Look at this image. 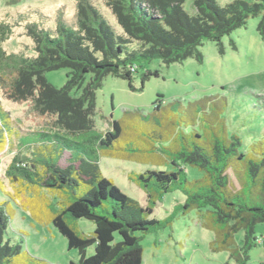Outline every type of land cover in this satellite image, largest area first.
<instances>
[{"label":"trees","instance_id":"1","mask_svg":"<svg viewBox=\"0 0 264 264\" xmlns=\"http://www.w3.org/2000/svg\"><path fill=\"white\" fill-rule=\"evenodd\" d=\"M105 1L124 34H115L90 0H77L76 27L59 19L56 36H52L35 24L27 26L37 52L32 58L6 54L2 43L9 29L0 25V81L7 98L16 103L31 102L35 113L54 118L48 131L33 133L35 139L23 143L0 101V153L13 148L18 138V151L26 149L31 156L14 159L7 171L11 183L20 186L15 196L25 190L58 193L63 208L53 224L67 240L68 249L79 253V261L71 264H143L145 235L172 224L176 212L186 214L192 209L210 215V219L201 216L202 225L216 232L213 244L218 250L230 251L237 264H248L249 253L257 245L256 227L264 222L262 142L245 153L241 138L229 136L223 124L209 133L205 128L184 131L180 124L169 127L160 123L162 133L151 132L150 139H167L174 148L153 147L152 151L171 155L174 170L131 174L129 179L146 192L147 205L142 206L100 169V153L117 154L115 144L124 134L122 123L113 121L102 133L95 127L94 116L96 92L108 76L128 81L130 89L137 91L134 75L154 60L171 65L194 57L202 62L199 47L208 41L221 46L225 36L245 27L250 18L262 17L258 31L264 35V0H234L223 7L216 0ZM188 1L195 15L185 9ZM133 43L139 46L130 50ZM60 69L69 70L68 80L57 88L49 83L46 73ZM152 77H159L158 71L141 75L140 90ZM74 91H81V95L73 96ZM161 98L156 101V111L164 121L171 112L162 109ZM132 120L150 125V119L141 114ZM65 154L68 159L63 167L60 161ZM24 160L32 162L30 169ZM188 166L202 171L203 178L190 181ZM229 169L241 185L239 190L232 188ZM173 192H181L184 203L176 205L174 213L163 220L152 218L157 203ZM248 194L258 195L259 201L251 204ZM79 220L94 225L91 236L77 229ZM8 223L9 216L0 206V264H28L21 247L5 241ZM241 231L243 245L234 249V237Z\"/></svg>","mask_w":264,"mask_h":264},{"label":"rangeland","instance_id":"2","mask_svg":"<svg viewBox=\"0 0 264 264\" xmlns=\"http://www.w3.org/2000/svg\"><path fill=\"white\" fill-rule=\"evenodd\" d=\"M216 1L223 7L234 0ZM90 2L98 8L115 34H124L105 0ZM77 3V0H0V25L9 29L7 40L2 43L3 50L7 55L36 57L35 44L27 35V26L35 24L52 36H56L59 19L70 27H76ZM184 7L190 15L196 14L190 1ZM261 19L250 18L245 27L225 36L221 46L218 42H205L199 47L202 62L193 57L171 65L161 60L145 65L134 75L133 85L137 91L130 89L128 81L106 77L103 86L96 92L95 127L105 133L113 121H120L124 134L115 144L117 154L100 153L103 176L124 194L146 206V192L129 179L131 174L148 170H174L171 155H158L152 151L153 147L155 150L174 148L167 139L163 142L150 139L151 132L162 133L160 123L169 127L177 123L184 131L205 128L209 133L223 124L229 136L241 138V151L250 152L252 145L258 142L264 145V35L258 31ZM138 46L133 43L130 50ZM148 70L158 71L159 77L150 78L140 90L141 75ZM68 73L67 69L50 71L46 73V78L53 86L62 88L67 83ZM90 79L89 76L87 82ZM3 87L0 81V101L19 137H23L21 142L33 141V133L51 128L53 117L35 113L31 102L9 100ZM80 95L81 91L73 92V96ZM159 96H162V109L171 112L164 121L160 111H156ZM138 114L148 117L150 125L146 127L134 122L132 119L138 118ZM13 144V148L0 153V206L9 216L5 241L20 246L22 253L28 257V264L78 262V251L68 249L67 240L53 224L55 215L63 208L58 193L47 189L25 190L20 191V196H15L20 186L11 183L7 171L14 159L25 156L30 159L31 156L26 149L18 151V138L14 139ZM123 150L125 153L119 154ZM67 159L68 154H65L60 165L65 167ZM23 163L30 169L32 162L24 160ZM203 175L199 169L187 167L190 181L201 179ZM227 175L232 188L239 190L241 185L231 169ZM16 176L20 178L17 173ZM248 198L251 204L259 201L258 195L252 197V194H248ZM184 201L185 196L181 192L167 194L157 203L151 217L163 220L174 213L176 205ZM202 215L210 219L209 214L196 209L186 214L184 211L176 212L172 224L145 235L142 241L143 264H237L231 258L230 251L218 250L213 244L216 232L202 225ZM76 225L86 236H91L94 230V225L86 220H79ZM256 237L257 245L249 253L248 264H264V222L257 225ZM243 240L244 232L241 231L235 235L232 247H242ZM92 253L93 247L89 248V254Z\"/></svg>","mask_w":264,"mask_h":264}]
</instances>
